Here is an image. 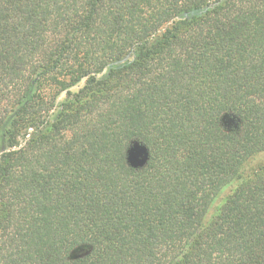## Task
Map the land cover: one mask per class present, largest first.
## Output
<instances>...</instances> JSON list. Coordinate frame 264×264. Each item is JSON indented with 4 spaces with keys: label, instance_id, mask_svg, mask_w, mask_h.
<instances>
[{
    "label": "trees",
    "instance_id": "obj_1",
    "mask_svg": "<svg viewBox=\"0 0 264 264\" xmlns=\"http://www.w3.org/2000/svg\"><path fill=\"white\" fill-rule=\"evenodd\" d=\"M0 264H264V0H0Z\"/></svg>",
    "mask_w": 264,
    "mask_h": 264
},
{
    "label": "water",
    "instance_id": "obj_2",
    "mask_svg": "<svg viewBox=\"0 0 264 264\" xmlns=\"http://www.w3.org/2000/svg\"><path fill=\"white\" fill-rule=\"evenodd\" d=\"M222 122L226 128H230L231 126L236 127V121L228 116H224ZM147 160L148 151L146 147L139 142H132L126 150L127 165L133 169H140L145 166ZM79 250L82 249H78V251ZM72 256H76V253H73Z\"/></svg>",
    "mask_w": 264,
    "mask_h": 264
},
{
    "label": "rangeland",
    "instance_id": "obj_3",
    "mask_svg": "<svg viewBox=\"0 0 264 264\" xmlns=\"http://www.w3.org/2000/svg\"><path fill=\"white\" fill-rule=\"evenodd\" d=\"M78 89V87H74V88H72V91H76ZM63 98H64V93L63 94H61L60 96H59V98H58V103L59 102H61L62 100H63ZM227 193H224V194H222V196H224V195H226Z\"/></svg>",
    "mask_w": 264,
    "mask_h": 264
}]
</instances>
